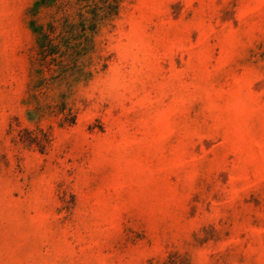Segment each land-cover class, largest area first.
Here are the masks:
<instances>
[{"label": "rangeland", "instance_id": "rangeland-1", "mask_svg": "<svg viewBox=\"0 0 264 264\" xmlns=\"http://www.w3.org/2000/svg\"><path fill=\"white\" fill-rule=\"evenodd\" d=\"M0 264H264V0H0Z\"/></svg>", "mask_w": 264, "mask_h": 264}, {"label": "trees", "instance_id": "trees-1", "mask_svg": "<svg viewBox=\"0 0 264 264\" xmlns=\"http://www.w3.org/2000/svg\"><path fill=\"white\" fill-rule=\"evenodd\" d=\"M42 36L47 39L48 34L46 32L42 33ZM48 47V44H46V41L40 43V54L45 55V49Z\"/></svg>", "mask_w": 264, "mask_h": 264}]
</instances>
